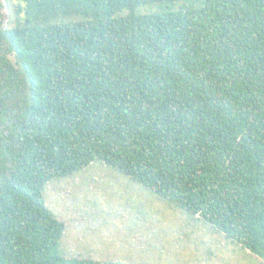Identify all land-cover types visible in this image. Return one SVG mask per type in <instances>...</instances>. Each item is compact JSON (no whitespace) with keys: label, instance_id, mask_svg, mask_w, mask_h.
I'll return each instance as SVG.
<instances>
[{"label":"trees","instance_id":"obj_1","mask_svg":"<svg viewBox=\"0 0 264 264\" xmlns=\"http://www.w3.org/2000/svg\"><path fill=\"white\" fill-rule=\"evenodd\" d=\"M9 11L0 264H124L66 258L65 224L45 203L48 182L97 160L264 259V0H17Z\"/></svg>","mask_w":264,"mask_h":264},{"label":"rangeland","instance_id":"obj_2","mask_svg":"<svg viewBox=\"0 0 264 264\" xmlns=\"http://www.w3.org/2000/svg\"><path fill=\"white\" fill-rule=\"evenodd\" d=\"M16 3L0 0L1 29L12 24L9 6ZM137 10L154 12L158 6ZM44 199L65 224L60 250L66 258L124 264H264L208 222L103 161L51 180Z\"/></svg>","mask_w":264,"mask_h":264},{"label":"flooded vegetation","instance_id":"obj_3","mask_svg":"<svg viewBox=\"0 0 264 264\" xmlns=\"http://www.w3.org/2000/svg\"><path fill=\"white\" fill-rule=\"evenodd\" d=\"M79 259H82V258H79ZM86 259H89V258H86ZM96 261V260H95Z\"/></svg>","mask_w":264,"mask_h":264}]
</instances>
